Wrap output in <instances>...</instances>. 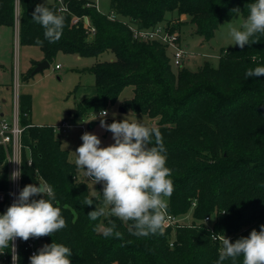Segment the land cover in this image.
Returning a JSON list of instances; mask_svg holds the SVG:
<instances>
[{
	"label": "trees",
	"instance_id": "1",
	"mask_svg": "<svg viewBox=\"0 0 264 264\" xmlns=\"http://www.w3.org/2000/svg\"><path fill=\"white\" fill-rule=\"evenodd\" d=\"M69 12L58 11L56 0H20L19 39L21 44L38 46L49 63L59 52L79 57L112 55L96 60L85 70L95 76L94 93L79 100L73 118L88 117L93 111L114 103L127 86L134 95L126 108L156 118L166 148V167L172 170L173 192L167 200L175 215L191 212V224L167 227L163 235L135 237L127 225L112 217L122 239L105 238L97 230L100 220L88 217L92 206L83 205L85 197L101 201L90 193L87 182L77 177V166L68 158L51 126L28 127L23 141L31 147L33 163L23 165L22 189L28 184L47 183L60 202L66 227L52 236L36 238L41 245L53 241L69 247L72 264H215L219 240H211L204 223L210 217L214 233H223L235 242L264 225V76L245 77L249 68L264 66V34L251 39L259 42L223 47L218 66L205 60L196 70L185 65L174 67L165 43L135 39L119 20L86 5V0H65ZM254 0H110V10L118 18L152 27L185 17L171 31L190 28L204 40L214 37L220 24L230 21L239 7L246 18L247 5ZM40 4L63 14L65 26L55 43L44 40V29L32 19ZM88 15L91 32L80 22L71 25L72 15ZM15 26V0H0V26ZM39 37L44 41L36 45ZM23 75L31 77L35 64ZM24 123H32V95L21 93ZM122 121V120H116ZM0 148V162L4 158ZM5 173L1 175L3 186ZM44 197H36V199ZM195 203V206H193ZM68 204L77 218L64 209ZM131 241V243H128ZM173 242V245H171ZM242 256L235 262L242 264ZM18 264H30L21 252Z\"/></svg>",
	"mask_w": 264,
	"mask_h": 264
},
{
	"label": "clouds",
	"instance_id": "2",
	"mask_svg": "<svg viewBox=\"0 0 264 264\" xmlns=\"http://www.w3.org/2000/svg\"><path fill=\"white\" fill-rule=\"evenodd\" d=\"M247 8L248 15L238 26L233 20L222 26L233 41L231 45L241 49L259 42L251 39L256 34H264V0H254ZM232 12L239 16L241 9L237 7ZM32 19L44 29V40L51 44L61 39L65 26L63 14L38 4ZM35 43L42 46L44 41L37 37ZM261 76H264V66L249 68L245 73L246 78ZM98 115L101 118L100 127L112 133L114 143L102 147L98 135L85 132L81 137L83 143L73 152L77 171L91 183L93 195H102L101 201L84 198L83 205L95 204V210L87 214L89 219L101 221L97 230L105 238H123L112 217L126 224L132 236L163 235L167 226L166 198L171 197L174 188L172 170L166 167V148L161 130L148 126L136 116L128 119V115L122 121H116L117 114L113 113V122L108 124L104 119L108 116L106 109ZM96 119L97 115L93 113V118L84 123ZM21 176L22 170L16 169L10 179L18 181ZM38 183L39 187L36 184L24 186L6 212L0 215V249L11 248L14 252L12 242L16 238L28 241L30 238L52 236L66 227L54 189L47 183ZM96 184L103 185L102 193L94 190ZM63 208L72 212L75 222L76 210L68 204H64ZM209 239L219 240L221 245L215 264H223L228 259L235 262L241 256L242 264H264V225L260 226V231L253 229L249 236L241 237L234 243L223 233H212ZM71 256L69 247L53 241L34 253L30 264H72ZM18 259L13 254V264Z\"/></svg>",
	"mask_w": 264,
	"mask_h": 264
},
{
	"label": "rangeland",
	"instance_id": "3",
	"mask_svg": "<svg viewBox=\"0 0 264 264\" xmlns=\"http://www.w3.org/2000/svg\"><path fill=\"white\" fill-rule=\"evenodd\" d=\"M101 9L104 12L108 11L110 9V0H101ZM244 19L246 18L240 13L239 16L235 14L231 20L238 26ZM183 20H185V17L173 19L169 22H164V24L177 26ZM230 21L222 22L214 37L210 40L202 39L194 34L190 28L183 27L182 30L176 29L179 32L182 43L191 50L198 52L195 58L189 59L184 65L191 70H196L205 60H209L214 66H218L222 48L234 47V45H231L233 41L226 35L225 30L222 29V26ZM11 34L10 40L7 37L0 43V89L6 83L12 82L11 71L13 65H15L16 71L21 76L20 92L29 93L33 98L32 109L29 115L32 123L36 126L53 127L62 148L68 151V158L73 163H75L76 159L73 152L83 143L81 137L85 132L98 135L101 139L102 147L114 143L112 133L100 127L101 118L98 115L99 110L93 111L85 118H73V115L69 116V113L75 111L76 104L79 100L94 93L95 76L85 69L91 66L96 60L111 59L112 55L102 53L98 58L79 57L76 54L59 52L52 59L48 68L36 73L25 81L23 80V75L28 72V69L34 65L36 60L41 59L43 52L38 46L21 44L16 34L13 35V32ZM57 64H60L62 67L55 69ZM4 95L9 99L10 95L7 90L4 91ZM133 95V86L124 88L117 100L104 108L108 111V116L104 118L106 122L111 124L113 122L112 114L116 113L115 120H123L129 115L127 117L128 119L136 116L138 120H143L148 126L157 125L158 121L156 118L125 107L126 101L131 99ZM93 113L97 115V119L84 123L93 118ZM64 119H67L71 124H84L86 129L74 126L69 132H65L61 128H55ZM77 177L79 180L87 182L81 172L77 171ZM88 185L90 193L93 195L91 183H88ZM93 188L95 191L102 193L103 185L96 184ZM94 196L102 195L96 194ZM188 213L189 216L184 220L190 222L191 212Z\"/></svg>",
	"mask_w": 264,
	"mask_h": 264
},
{
	"label": "built area",
	"instance_id": "4",
	"mask_svg": "<svg viewBox=\"0 0 264 264\" xmlns=\"http://www.w3.org/2000/svg\"><path fill=\"white\" fill-rule=\"evenodd\" d=\"M51 1V0H46ZM58 2V11L69 12L68 4L65 0H56ZM88 7H93L97 11L105 14L110 20H119L125 24L135 39L150 41L158 40L166 44L170 52L172 65L175 67H181L191 58H195L198 52L191 50L180 40L179 32L171 31L165 24L159 23L152 27H139L135 22L129 21L125 18H118V15L113 10L104 12L101 9V0H86ZM21 6L20 0H15V33L17 39L19 38V24ZM82 23L83 26L93 32L94 28L91 27L90 19L88 15L78 16L72 15L71 25ZM62 66L57 64L55 69H60ZM21 76L18 71L15 70L12 83L9 86L10 98L9 100L3 99L0 94V148L4 150V158L0 162V181L1 175L5 173V179L3 180V186L0 187V215L4 214L7 208L13 203L22 190L23 182V165L27 163L32 165V152L31 147L24 143L23 134L28 127L33 126V123H24L23 117L26 116L21 110ZM74 126L86 129V126L81 123L71 124L69 121L64 120L55 128H61L65 132H69ZM21 163V164H17ZM22 170V176L18 181H12L10 179L11 173L16 170ZM14 194V195H13ZM195 206V203H193ZM167 219V227L176 228L177 226L191 224V221H185L184 219L189 216V213L184 215H175L171 213L168 208L165 210ZM210 217L204 218L205 225L208 226L211 233H214L213 227L209 223ZM165 228V229H166ZM226 238H231L226 236ZM14 246V252L10 249H0V264H13V254L19 255L21 252L27 253L30 257L37 253L41 244L36 238H30L28 241H23L20 238H16L12 242ZM173 245V242H171ZM19 263V259L16 264Z\"/></svg>",
	"mask_w": 264,
	"mask_h": 264
},
{
	"label": "crops",
	"instance_id": "5",
	"mask_svg": "<svg viewBox=\"0 0 264 264\" xmlns=\"http://www.w3.org/2000/svg\"><path fill=\"white\" fill-rule=\"evenodd\" d=\"M13 32V35L16 34L15 33V28H12V27H9V26H4V25H1L0 26V43L3 42V40H5L7 37L9 38L10 40V37L12 36V33ZM44 59V55L41 56V59H38L36 60L35 62H38V61H41ZM31 68V67H30ZM29 68V69H30ZM28 69V70H29ZM16 70V67L15 65H13V68H12V71H11V80L13 79V75H14V72ZM12 83V82H11ZM11 83H6V85L0 89V94L2 96V98L5 100H9L5 95H4V91L7 90L9 92V95H10V90L8 89L10 84ZM3 84V83H2ZM10 98V97H9ZM100 112V111H99ZM72 113H69V116H71ZM99 114V113H98ZM64 120H67V119H64ZM63 120V121H64ZM98 187H100V185H98Z\"/></svg>",
	"mask_w": 264,
	"mask_h": 264
},
{
	"label": "water",
	"instance_id": "6",
	"mask_svg": "<svg viewBox=\"0 0 264 264\" xmlns=\"http://www.w3.org/2000/svg\"><path fill=\"white\" fill-rule=\"evenodd\" d=\"M50 66V63L47 59H43L41 61H38L35 64V67L33 68V70L31 71V76H34L36 73L44 71L46 68H48ZM40 185L38 184V187ZM43 245L40 246V248H42Z\"/></svg>",
	"mask_w": 264,
	"mask_h": 264
}]
</instances>
